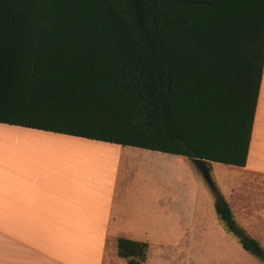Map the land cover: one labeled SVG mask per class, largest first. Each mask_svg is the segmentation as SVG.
<instances>
[{
  "label": "trees",
  "instance_id": "1",
  "mask_svg": "<svg viewBox=\"0 0 264 264\" xmlns=\"http://www.w3.org/2000/svg\"><path fill=\"white\" fill-rule=\"evenodd\" d=\"M263 71L264 0H0V124L243 169Z\"/></svg>",
  "mask_w": 264,
  "mask_h": 264
},
{
  "label": "crops",
  "instance_id": "2",
  "mask_svg": "<svg viewBox=\"0 0 264 264\" xmlns=\"http://www.w3.org/2000/svg\"><path fill=\"white\" fill-rule=\"evenodd\" d=\"M0 133L9 135L0 138V264H105L110 241L117 251L118 239L132 240L134 172L123 160L163 153L6 124ZM57 143L86 150H56ZM207 166L264 181V71L246 167ZM245 196L238 191L227 201L252 216Z\"/></svg>",
  "mask_w": 264,
  "mask_h": 264
},
{
  "label": "rangeland",
  "instance_id": "3",
  "mask_svg": "<svg viewBox=\"0 0 264 264\" xmlns=\"http://www.w3.org/2000/svg\"><path fill=\"white\" fill-rule=\"evenodd\" d=\"M4 137L9 135L0 133V138ZM54 147L86 150L68 143H57ZM148 155L150 158H124L122 165L134 172L128 202L136 215L127 224L132 232L129 236L149 246L142 264H264V260L245 251L238 239L225 230L215 211L217 195L227 200L235 192L245 193L254 213L250 216L238 211L234 220L238 229L248 239L258 241L264 250L263 180L217 167L210 172L212 187L192 159ZM182 206L188 211L185 217H181ZM114 247L110 241L105 264H128L119 258Z\"/></svg>",
  "mask_w": 264,
  "mask_h": 264
},
{
  "label": "water",
  "instance_id": "4",
  "mask_svg": "<svg viewBox=\"0 0 264 264\" xmlns=\"http://www.w3.org/2000/svg\"><path fill=\"white\" fill-rule=\"evenodd\" d=\"M192 162L197 167V169L200 171L204 179L213 187V182L211 179L210 171L205 161L199 160V159H192Z\"/></svg>",
  "mask_w": 264,
  "mask_h": 264
}]
</instances>
